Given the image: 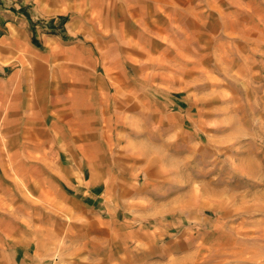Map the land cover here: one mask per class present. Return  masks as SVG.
Listing matches in <instances>:
<instances>
[{
  "label": "crops",
  "instance_id": "0c3cea01",
  "mask_svg": "<svg viewBox=\"0 0 264 264\" xmlns=\"http://www.w3.org/2000/svg\"><path fill=\"white\" fill-rule=\"evenodd\" d=\"M228 98L264 99V0H0V264L207 248L190 203L239 143L192 131L234 123Z\"/></svg>",
  "mask_w": 264,
  "mask_h": 264
},
{
  "label": "rangeland",
  "instance_id": "374dc122",
  "mask_svg": "<svg viewBox=\"0 0 264 264\" xmlns=\"http://www.w3.org/2000/svg\"><path fill=\"white\" fill-rule=\"evenodd\" d=\"M240 86L233 83L235 92H242ZM236 100L225 99V104L234 108V123L224 117L222 131H192V138L204 143L215 134H222L229 145L239 143L234 150L239 149L240 157L234 160H239L241 172L236 175L231 171L234 167L225 152L208 154V167L213 170L203 178L204 199L194 198L190 203L201 218L193 221L192 236L205 240L207 248L193 246L192 255L176 264H264V99L242 102L247 107L243 109ZM141 228L151 226L147 223ZM127 229L137 232L138 227L125 226L120 232Z\"/></svg>",
  "mask_w": 264,
  "mask_h": 264
}]
</instances>
